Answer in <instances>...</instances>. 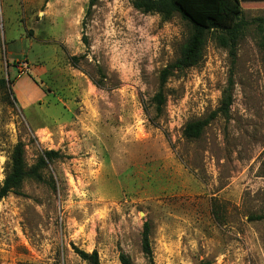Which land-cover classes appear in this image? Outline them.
<instances>
[{
    "label": "rangeland",
    "instance_id": "374dc122",
    "mask_svg": "<svg viewBox=\"0 0 264 264\" xmlns=\"http://www.w3.org/2000/svg\"><path fill=\"white\" fill-rule=\"evenodd\" d=\"M240 4L264 17V0ZM190 31L130 0H0V181L19 142L29 167L61 156L0 201V264H87L74 248L150 264L146 222L154 264H264V42L249 27L232 65L209 35L157 113ZM230 78L229 114L185 138Z\"/></svg>",
    "mask_w": 264,
    "mask_h": 264
},
{
    "label": "trees",
    "instance_id": "16d2710c",
    "mask_svg": "<svg viewBox=\"0 0 264 264\" xmlns=\"http://www.w3.org/2000/svg\"><path fill=\"white\" fill-rule=\"evenodd\" d=\"M133 7L143 14H157L163 21H169L179 16L191 28L190 35L183 45L180 56L159 76V90L152 99L156 112L161 113L166 101L165 87L168 79L175 72L185 71L200 64L209 35L214 36L217 44L228 51L232 65H235L239 42L247 29L255 26L257 33L264 42V17L247 19L240 0H130ZM3 87L6 81L0 80ZM230 78L228 87L223 92V99L218 110L207 117L189 122L183 131L185 138L195 140L201 138L205 129L219 116H227L232 105V86ZM61 158L59 152L45 151L39 156L35 165L29 167L25 159V146L19 142L13 149L11 160L3 181H0V201L8 195L21 193L26 179L42 180L41 171L47 162ZM151 226L144 224L141 239V249L150 264H154L153 248L150 241ZM77 255L87 264H102L98 253L74 248ZM121 264H134L125 253L120 254Z\"/></svg>",
    "mask_w": 264,
    "mask_h": 264
},
{
    "label": "built area",
    "instance_id": "2783aa9c",
    "mask_svg": "<svg viewBox=\"0 0 264 264\" xmlns=\"http://www.w3.org/2000/svg\"><path fill=\"white\" fill-rule=\"evenodd\" d=\"M21 70H22V72H27L28 71L27 65L22 66Z\"/></svg>",
    "mask_w": 264,
    "mask_h": 264
}]
</instances>
